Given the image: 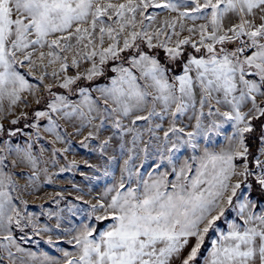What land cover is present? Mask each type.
<instances>
[{
    "label": "snow or ice",
    "instance_id": "snow-or-ice-1",
    "mask_svg": "<svg viewBox=\"0 0 264 264\" xmlns=\"http://www.w3.org/2000/svg\"><path fill=\"white\" fill-rule=\"evenodd\" d=\"M0 264H264V0H0Z\"/></svg>",
    "mask_w": 264,
    "mask_h": 264
},
{
    "label": "rangeland",
    "instance_id": "rangeland-1",
    "mask_svg": "<svg viewBox=\"0 0 264 264\" xmlns=\"http://www.w3.org/2000/svg\"><path fill=\"white\" fill-rule=\"evenodd\" d=\"M75 140H79V137H75L74 138ZM60 145H57V147H59ZM68 155V158L69 159H73V158H76V159H78V160H80V159H83V158H88V157H85V155H84V150L83 149H78V151H77V155L76 156H73V154L72 153H68L67 154ZM61 162H63V160L61 159ZM93 162H95V161H93ZM80 167H81V169H83L85 166L81 163L80 164ZM51 170V169H50ZM72 176H74L75 177V179L77 180V181H79L80 179H81V177H80V175H79V172H76V173H64V174H61V178L62 179H68V178H70V177H72ZM46 191H51L52 189L51 188H47V189H45ZM30 207H31V205H30Z\"/></svg>",
    "mask_w": 264,
    "mask_h": 264
}]
</instances>
